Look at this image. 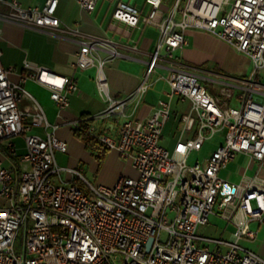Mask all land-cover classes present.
Returning a JSON list of instances; mask_svg holds the SVG:
<instances>
[{"label": "built area", "instance_id": "built-area-1", "mask_svg": "<svg viewBox=\"0 0 264 264\" xmlns=\"http://www.w3.org/2000/svg\"><path fill=\"white\" fill-rule=\"evenodd\" d=\"M58 2L24 8L17 0H0L7 8L0 19L54 32L62 25L55 16ZM77 2L92 12L97 0ZM145 2L149 11L143 18L127 2H118L111 15L131 27L142 20L159 32L143 80L133 92L123 99L111 96L104 67L118 53L109 49L100 58V40L82 41L74 63L81 70L95 67L96 88L106 108L64 124L83 128L82 122L98 120L115 126L113 135L84 126L135 172L111 186L91 184L81 170L57 166L55 152L65 153L67 144L53 132L28 134L49 124L22 84L9 79L0 50V142L23 136L26 148L18 172L0 161V196L7 201L0 208V264H264V258L239 245L255 238L252 223L264 226V0H175L167 12L161 8L164 0ZM190 30L206 32L246 56L251 72L236 83L217 82L218 92L211 94L195 72L174 58ZM23 68L21 82L34 80L50 91L58 110L68 107V95L77 91L74 80L30 62ZM158 80L168 85L166 100L159 101L150 118L136 119L145 94ZM22 99L31 102L30 110L19 108ZM173 99L187 101L188 110L174 112ZM167 125L175 140L171 151L159 144ZM217 134L222 137L210 155L188 164L189 155ZM238 155L248 159L239 180L221 178L219 172ZM251 164L256 170L248 175ZM63 173L70 179H63ZM210 216L233 228L228 240L198 235ZM21 230L17 254L14 242Z\"/></svg>", "mask_w": 264, "mask_h": 264}, {"label": "crops", "instance_id": "crops-1", "mask_svg": "<svg viewBox=\"0 0 264 264\" xmlns=\"http://www.w3.org/2000/svg\"><path fill=\"white\" fill-rule=\"evenodd\" d=\"M17 1L22 7L29 8L41 6L46 0ZM126 1L139 9L141 18L149 11V6L145 0ZM118 2L124 1L97 0L95 9L92 12H86L79 7L77 0H59L55 16L62 25L59 30L54 32L22 26L0 19L1 64L3 68L9 71V79L13 82L21 83L24 89L41 106L49 124L45 129L42 127L33 128L28 134L45 137L46 133L53 132L59 140L67 144L65 153L55 152L56 163L61 160L63 155L70 154L69 165L66 168L79 169L84 175L80 162H88L90 171L95 174L99 173V179L96 184L107 186L113 185L121 176H135L130 163L122 160L116 152L109 150L98 170V164L93 155L87 152L88 149L84 143L75 138L72 129L64 123L78 120L82 116H97L106 108V104L99 96L96 88L95 67L84 70L74 67L76 55L82 41L97 39L104 42V47L101 46L96 51L100 58H105L109 49L117 51L118 56L104 67L112 97L117 99L125 98L143 80L149 57L156 50L159 32L155 27L145 25L142 20L135 27L114 20L111 15ZM6 11L7 8L0 4V13L4 14ZM63 25L71 30L77 29L79 34L63 32ZM185 38L186 45L182 49L174 51V58L186 69L195 72L199 76L200 82L205 83L204 86L211 94H217V82L236 83L238 80L248 76L252 70V64L246 56L240 54L230 60L228 54L232 48L206 32L190 30L186 33ZM159 54L161 56L165 54L164 47L159 50ZM228 61H231V64L234 65L238 62L242 66V72L239 75L225 73L223 68ZM24 62L36 64L54 74L65 76L75 81L77 91L68 95L69 105L66 109L58 110L56 104L50 98V91L34 80L27 78L25 82H21V77L25 75ZM162 66L165 67L166 63L164 64L163 62ZM160 71L162 69L157 70V73ZM199 73L201 74L199 75ZM154 76L156 77V74ZM158 82H163L167 88L154 90V86ZM168 90V85L164 81H155L145 94L135 118L139 120L150 118L156 111L159 101L166 100ZM173 104L175 107H179L177 108L178 110L183 109L184 111L182 112L188 110L189 103L187 101L181 102L178 99H173L171 101L172 109ZM19 108L28 111L31 109V102L27 99H22L19 102ZM178 112L181 113V111ZM92 123L96 131H100V133L104 132V128L108 134L113 135L115 133V126L112 129L110 121L92 120ZM96 123H99L100 126L96 127ZM55 125L59 127L54 130L53 126ZM166 128L172 129L170 125H167ZM172 134L167 138L168 141L172 140ZM25 152L23 136H15L1 141V165L4 168L18 172L22 167L20 158ZM238 156L245 157L243 155ZM246 166L239 168V178ZM249 170H252L253 173L251 175H253L256 170L255 164L250 165L247 174ZM63 174V179H70L68 174ZM223 179L232 182L239 180L235 181L225 177ZM75 183L81 186L79 181L75 180ZM5 206H7V201L0 196V208ZM214 218L218 219L217 217ZM227 226L229 225L226 224V227L221 229L220 237L223 238L226 234ZM251 229L256 232L255 238L253 240H244L249 244V247L244 248L264 258V226L252 223Z\"/></svg>", "mask_w": 264, "mask_h": 264}, {"label": "rangeland", "instance_id": "rangeland-1", "mask_svg": "<svg viewBox=\"0 0 264 264\" xmlns=\"http://www.w3.org/2000/svg\"><path fill=\"white\" fill-rule=\"evenodd\" d=\"M175 0H164L163 4L161 5L162 10L167 11L169 10L172 5L174 4ZM240 55L239 53H237L234 49H230L229 50V58L230 60H233V58H235L236 56ZM231 61H228L224 64V71L227 74L230 75H239L242 72V66L240 64H231ZM234 63V62H233ZM201 73H199L200 75ZM203 86L205 85L204 82H200ZM166 89V85L163 82H158L155 84L154 86V90H159V89ZM177 108L179 107H175V105L173 104V111L174 112H178V111H184L183 109L178 110ZM184 113V112H182ZM96 127H99L100 124L96 123L95 124ZM173 133V129H165L163 131V135H162V139L160 140V145L165 146L167 148L168 151L172 150V147L174 145L175 140L172 139L170 141L167 140V138L169 137V135ZM222 134H217L215 136H213L212 138L208 139L205 141L204 146L202 148L201 151L197 152H192L189 157H188V164H194L195 161H200L203 162L209 155L210 153L218 146L220 140H221ZM87 152H89L90 154H92L91 150L88 149ZM70 154H65L62 156L61 160H58L57 166L61 167V168H66L69 165V161H70ZM247 164V159L245 157H241V156H236L235 160L232 162H230L226 168L222 171H220L219 176L222 178H229L232 180L237 181L239 179V175H238V170L240 167H244ZM81 168L84 170V177L92 184H96L98 179H99V173L95 174L93 172L90 171V165L88 162H80ZM253 172L252 170L248 171V174L251 175ZM64 175V174H63ZM210 224L207 226H202L198 229L197 233L199 236L201 237H206V238H212V239H217L220 238V231L221 229H224L226 227V223L221 220V219H216L213 216H210ZM233 231V228L231 226H227V232L226 234L223 236V239L228 240L230 238V233ZM22 230L17 234V237L15 239L14 242V250L17 254L20 253L21 248H22ZM240 246L243 247H249V244L242 240L239 242ZM210 247H212V245H210Z\"/></svg>", "mask_w": 264, "mask_h": 264}, {"label": "trees", "instance_id": "trees-1", "mask_svg": "<svg viewBox=\"0 0 264 264\" xmlns=\"http://www.w3.org/2000/svg\"><path fill=\"white\" fill-rule=\"evenodd\" d=\"M84 117L86 116H82V118ZM88 123L91 125L93 124L91 120L82 122L81 126L83 128H72V132L75 138L83 142L87 149L91 150L93 157L97 161L99 170L109 149L99 142L95 136L87 133L84 126ZM96 134H100V131H96Z\"/></svg>", "mask_w": 264, "mask_h": 264}, {"label": "water", "instance_id": "water-1", "mask_svg": "<svg viewBox=\"0 0 264 264\" xmlns=\"http://www.w3.org/2000/svg\"><path fill=\"white\" fill-rule=\"evenodd\" d=\"M123 1L127 2L126 0H123ZM127 3H129V2H127ZM151 242H152V239L149 240V246H150Z\"/></svg>", "mask_w": 264, "mask_h": 264}]
</instances>
